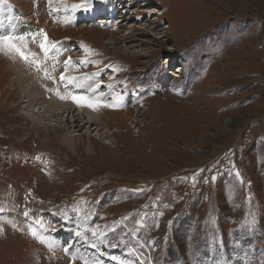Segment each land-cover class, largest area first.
Segmentation results:
<instances>
[{
  "label": "rangeland",
  "instance_id": "374dc122",
  "mask_svg": "<svg viewBox=\"0 0 264 264\" xmlns=\"http://www.w3.org/2000/svg\"><path fill=\"white\" fill-rule=\"evenodd\" d=\"M41 30L128 115L27 107L0 51V264H264V0H0L49 64Z\"/></svg>",
  "mask_w": 264,
  "mask_h": 264
},
{
  "label": "bare ground",
  "instance_id": "6f19581e",
  "mask_svg": "<svg viewBox=\"0 0 264 264\" xmlns=\"http://www.w3.org/2000/svg\"><path fill=\"white\" fill-rule=\"evenodd\" d=\"M119 2L121 4V1H119ZM112 8H113V11H116V5L115 4H113ZM50 9L53 10V8L51 6H50ZM1 12H3V11H1ZM9 20H11V19H9ZM56 21L59 22L60 24H62L64 22V19L63 18H61V19L57 18ZM21 26L16 24V23H12L11 27L14 28L19 33ZM21 32H22L21 35L22 34L25 35L28 33L27 30H21ZM28 37L26 40H28ZM38 37L41 38V40H40V42H41L43 39L42 36L37 34L36 38H38ZM51 43L49 45V50H48L47 54H45L44 51H42L41 49H38V50H40L43 53V56L47 57L46 60H53L52 63L49 62V64H46L44 60L36 57L35 59L39 61V64L32 62V65H31L32 69H31L30 64L26 63L24 60H23L24 62H21V61L18 62V63L22 64L23 67H17L16 68V69H18V71L16 72V75L19 76V78L22 82L27 83L26 87H27V91L29 92V94H28L29 97L27 95L25 96V98L26 97L29 98L28 100H26V103H28V105H26V106L32 107V106H34V104H38V103L41 104L42 103V105L44 107L43 112H46V114L48 113L50 117H54V118L55 117H63L64 114H68V115L71 114L73 117V122L76 123V126H79L78 122L81 121V123L82 122L84 123L83 125L88 124L89 127H91V125L93 123L106 122V120H112V117L114 116V117H116V123L119 124L116 132L123 133L122 130H120L121 129L120 126L121 125L123 126V124L127 120L124 117L126 115H128V110L119 111L117 104H120V101H122V99H124V98H122L120 96L115 97L116 94H114V95L112 94V95L108 96V97H110L108 99V98H106V94H110V91H108V90L106 92L105 91L101 92V93L99 92L95 96L88 95V94H74L75 89H81L82 91L85 90L87 92L89 91L91 94L97 93L98 88H99L98 82L96 80L97 76H91V75L85 76L80 72V73H78V77H77V74L70 77V78H74V79H79V80H73L72 83H69L68 81H65V80H61L60 79L61 74H64L66 77H69L68 73L73 74L72 72H74L76 70H75L74 64H72V63H70L69 66L64 67L63 70H60L63 67H58V64L56 63V60H59L58 55H57L58 52L56 51L54 53L53 49L51 48ZM50 53H54L56 55V57L53 58L54 55L52 56V55H50ZM59 57H60V55H59ZM66 57H68V56H66ZM79 66H81L80 67L81 71H83L82 68H84L85 64H83L81 62L79 64ZM13 68H15V67H13ZM68 69L71 71H69ZM182 69L183 68H179L180 71H182ZM66 70H68V71H66ZM63 71H64V73H62ZM176 72L177 71H175V73ZM24 73H26L27 76ZM28 85H30L31 87ZM63 85L65 88H63ZM57 91L60 93V95H57ZM46 94L50 97L47 98ZM73 95L86 96V97H89L91 100L96 101V102L103 101L104 103H106L105 105H110L109 103L115 102L117 105L116 110H113L115 108H113L112 106L110 109L105 107V109L112 110V111H108V113H106V111H104V114L101 115V113L98 110H94L93 108L88 107L86 105H79L80 109H82V110H80L79 113H76L77 105H75L73 102H70V101H73L72 99L68 98L66 100V99L60 98V96L71 97ZM105 99H107V101ZM41 101H44V102H41ZM34 102H36V103H34ZM101 110H103V109H101ZM122 113H124V114H122ZM119 115L124 116V117H121L122 118L121 121H119V119H117L118 117H120ZM32 121L35 124L34 127H36L37 125H39L40 128H44V127L48 126L45 124V122H43V119H40L39 116L36 119H33ZM66 121H68V118ZM100 127H101L100 130H101L103 127L102 126H100ZM63 139H64V142H66V143H69V140H71L67 135H65Z\"/></svg>",
  "mask_w": 264,
  "mask_h": 264
},
{
  "label": "snow or ice",
  "instance_id": "6c2138e0",
  "mask_svg": "<svg viewBox=\"0 0 264 264\" xmlns=\"http://www.w3.org/2000/svg\"><path fill=\"white\" fill-rule=\"evenodd\" d=\"M82 7H87V5H81ZM73 7H76L75 5ZM32 36L33 41L35 42L37 34H29ZM43 37L42 41L39 43V47L42 51H44L45 54H47L49 50L50 42L48 40L47 34L41 30L39 33ZM26 36H14V35H0V51L5 53H15L17 56H19L20 59L24 60L25 62H29L31 58V62L39 64V61L35 59L36 53L26 51L27 43H26ZM51 47H55L54 44L51 45ZM69 59V63H70ZM61 80L68 81L69 83H72L74 78L66 77L64 74H61L60 77ZM57 95H60V93L57 91ZM61 99H72L74 102H76L78 105H86L88 107L93 108L94 110L100 106L99 102L91 100L89 97L86 96H80V95H73L71 97H65L60 96ZM105 107H110L111 105H104ZM237 175H239L237 173ZM35 235V233H33Z\"/></svg>",
  "mask_w": 264,
  "mask_h": 264
}]
</instances>
